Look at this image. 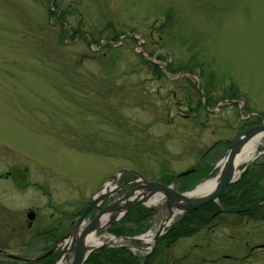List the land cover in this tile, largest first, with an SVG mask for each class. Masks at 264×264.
<instances>
[{
  "label": "rangeland",
  "instance_id": "374dc122",
  "mask_svg": "<svg viewBox=\"0 0 264 264\" xmlns=\"http://www.w3.org/2000/svg\"><path fill=\"white\" fill-rule=\"evenodd\" d=\"M211 75L217 89L207 94ZM259 120L264 0H0L1 246L37 258L49 243L36 230L69 225L121 171L191 191ZM110 183L107 193L126 185L102 208L138 186L130 174ZM135 208L153 212L147 239L168 217ZM220 232L219 253L241 257L231 232ZM233 232L241 238L240 227ZM98 236L111 239L105 250L129 246L109 231Z\"/></svg>",
  "mask_w": 264,
  "mask_h": 264
},
{
  "label": "flooded vegetation",
  "instance_id": "af4514ba",
  "mask_svg": "<svg viewBox=\"0 0 264 264\" xmlns=\"http://www.w3.org/2000/svg\"><path fill=\"white\" fill-rule=\"evenodd\" d=\"M257 125L260 124H249L247 122L246 129L241 134ZM219 145L212 147V151L216 150ZM256 152L263 153L244 170L238 181L233 183L237 184L240 182L242 189H234L233 194L228 198L229 200L226 199L228 201L226 207L221 204L220 200L226 190L233 184L229 185L219 200L212 203L219 206L220 209L214 210L207 215L206 225H202L194 233H185L183 237H173L170 233L172 230L171 226L164 231L156 242L153 241L155 235H151L150 242L136 243L135 241H129V246L124 248L127 256L125 264H231L230 262L235 264H264V161L258 165L255 164L260 157L264 158V147L259 151L256 149ZM242 166L244 168L245 164ZM233 198L235 201H239L240 204L232 205ZM83 212H78L72 219L76 217L79 219ZM72 219H69V225L58 222L57 225L47 228V230H36L33 236L34 239L42 238L49 245L35 259L16 256L9 252L8 249L3 248L5 244L1 246L0 243V257L3 258H0V264H55L63 246L62 240L71 231ZM179 220L181 219L179 218ZM113 225L109 229L112 234H114L111 231L114 227ZM30 227L32 228V223L29 224ZM238 227L241 228L240 239H236L233 235V231ZM16 229V231L21 233L20 227ZM220 230H224L227 233L231 232V234H226L227 239L230 244H233V242L240 244V248L243 250L241 257L232 258L229 255L219 253L218 245L222 238ZM142 231L140 233H132L127 238L138 240L143 236L146 237L143 234L145 229ZM22 240L24 241L23 237ZM22 240L19 241V244L23 242ZM144 240H147V238H144ZM187 240L197 241L188 246L189 244H183ZM178 244H180L179 248H177ZM88 259L84 264H87ZM64 264H71V262H64Z\"/></svg>",
  "mask_w": 264,
  "mask_h": 264
},
{
  "label": "water",
  "instance_id": "95a60500",
  "mask_svg": "<svg viewBox=\"0 0 264 264\" xmlns=\"http://www.w3.org/2000/svg\"><path fill=\"white\" fill-rule=\"evenodd\" d=\"M264 141V122L254 128L247 130L231 142L224 158L215 166L211 174L196 188L185 193H179L172 186L163 185L157 181L149 182L144 180L139 174L133 171H121L112 176L105 184L102 192L96 194L91 204L85 209L80 218L74 224V228L68 236L63 240V246L60 255L55 264L62 262H71V264H84L89 256L100 249L112 248L111 245H102L91 250H86V241L93 235L101 232L108 234L110 227L125 217L132 208L137 205H145L148 208H165L168 217L158 228L153 241L156 242L164 231L171 227L176 218L182 219L190 213L202 208L210 203H215L219 200L221 195L225 192L227 187L242 176L244 170L252 164L260 154L263 152H255L247 162L245 167L238 171L237 158L244 152L248 145L257 143L262 145ZM193 170L180 174L178 178L190 175ZM130 174L137 180L138 186L131 189L127 194L120 198L117 202L110 206L102 208L101 205L109 199L115 192L119 193L123 187L107 189L111 186V182L116 183L120 176ZM214 183L213 187L199 194L198 189L209 183ZM129 183V182H128ZM94 215L93 219L89 220L90 215ZM28 219L33 220L34 212L27 215ZM78 233L77 239L73 241L74 236ZM119 242L135 241L136 243H144V236L141 239L134 240L130 238L114 237ZM71 257V258H70Z\"/></svg>",
  "mask_w": 264,
  "mask_h": 264
},
{
  "label": "trees",
  "instance_id": "16d2710c",
  "mask_svg": "<svg viewBox=\"0 0 264 264\" xmlns=\"http://www.w3.org/2000/svg\"><path fill=\"white\" fill-rule=\"evenodd\" d=\"M144 65H146L148 68H152L156 70L155 75L158 78H161L163 75L161 71L158 69V66L155 64H152L151 62H148L145 60ZM205 77V76H204ZM211 80L212 86L204 87L207 92V94H211L216 91L217 87L213 84V78L212 75L209 77ZM193 88H196L195 85H193ZM236 94V93H235ZM235 94L231 93L230 97L236 98ZM234 95V96H233ZM207 102L209 103V97L207 98ZM207 103L206 107L209 106ZM205 107L202 105L201 100L198 102V108ZM257 124H260V120L257 122ZM168 182H171V178H168ZM187 187V186H186ZM238 187V188H237ZM185 189V187H184ZM234 189L241 190L242 186L240 185V182L237 184L231 185L226 192L221 197V204L227 207V200L228 198L233 194ZM227 199V200H226ZM231 202L232 205L240 204L239 201H235L234 198ZM220 209L219 206L215 204H208L202 208H199L198 210H195L194 212L190 213L189 215L185 216L181 220H179L177 223H175L172 226L171 234L173 237H183L185 236V233H194L199 229L202 225H206L207 222V215L214 210ZM149 213H153L150 210H143L139 208L133 209L128 216L120 223H117L114 225V227L111 229V231L117 235V236H128L132 233H140L143 232L142 230L146 228L147 222L150 219L151 215ZM127 262V256L126 251L122 250H100L96 253H93L89 259L87 264H125Z\"/></svg>",
  "mask_w": 264,
  "mask_h": 264
},
{
  "label": "bare ground",
  "instance_id": "6f19581e",
  "mask_svg": "<svg viewBox=\"0 0 264 264\" xmlns=\"http://www.w3.org/2000/svg\"><path fill=\"white\" fill-rule=\"evenodd\" d=\"M258 144L257 143H253L248 145V147L244 150V152L237 158V164L239 165V167L241 165H243L245 162H247L250 158H252V156L255 155L256 149H257ZM239 167H237V170L239 169ZM214 183L212 181V183L206 184L205 186H202L198 189L199 194L204 193L206 190H209L211 187H213ZM78 233H76V235L74 236L73 241L75 242V240L77 239ZM146 239V237H145ZM110 240L111 239H107L105 236L103 237H99L98 234L97 235H93L91 236L87 241H86V246L85 249L86 250H91L93 248H97L99 246L102 245H110ZM146 242H150L151 238L145 240ZM116 244V241H114ZM60 264H64V262L60 263Z\"/></svg>",
  "mask_w": 264,
  "mask_h": 264
}]
</instances>
